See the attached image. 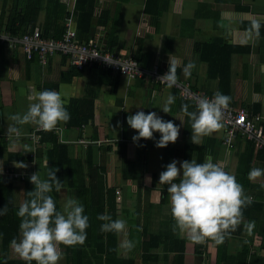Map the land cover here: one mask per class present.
<instances>
[{"label": "crops", "instance_id": "0c3cea01", "mask_svg": "<svg viewBox=\"0 0 264 264\" xmlns=\"http://www.w3.org/2000/svg\"><path fill=\"white\" fill-rule=\"evenodd\" d=\"M74 1L66 4L68 11L72 10ZM145 1L94 0L93 35L99 33L104 45L112 29L116 36L115 41L114 37L110 38L112 50L131 56L135 55L137 40L142 37L137 51L141 66L149 67L157 61L160 67L168 68L169 56L175 58L177 79L190 81L194 90L203 94L213 95L217 90L227 94L231 97L230 105L245 107L251 114L262 117L260 124L264 133V32L261 35L254 32L255 21L264 23V0H156L165 6L156 31L143 13ZM13 3L14 0H0V10L7 15ZM100 10L106 12L105 17L100 16L102 25L95 24ZM27 16H30L29 10ZM45 17L46 11L42 9L38 26ZM258 29L263 31L264 27ZM219 39V45L231 47H222L225 51L217 60L214 53ZM210 59L217 63L211 62L215 66L209 74ZM35 61H27L19 48H0V166L29 175L37 171L44 178L43 157L23 161L27 165L23 168L15 164L18 160L8 159L9 154L24 156L34 151L29 133L36 124L17 125L19 136L10 134L8 128L14 123L10 116L26 111L29 103L34 102L36 92L55 89L62 94L66 107H72L71 114L80 115L79 120L81 116H89L81 126L57 124L61 140L69 144V154L81 162L82 170L79 172L76 168L75 178L82 175L86 182L87 161H90L104 168L106 188L120 190L119 195H114L113 213L114 219L127 222V235L115 234L109 241V254L116 258L131 257L138 264H174L175 255L182 256L181 264H217L224 250L228 264H264V175L252 180L248 177L251 168H264V155L254 157L259 148L250 149V141L238 135L233 147L224 146L223 127L203 136L199 145L192 143L191 121L182 107L187 105L189 111H195V104L180 98L173 88L151 82L147 77L129 79L100 72L96 67L78 70L59 54L50 56L45 65ZM189 62L193 67L191 74L185 76L182 69ZM169 94L174 96V102L170 112L165 113L160 106ZM141 108L179 124L176 141L166 147H156L153 139L140 138L133 142L132 136L137 130L127 125L126 117ZM158 136L155 132L154 137ZM25 144L32 151H24ZM207 155L235 175L243 187L244 197L251 203L242 207L237 224L227 230L222 241L205 238L195 243L179 230H173L170 193L166 185L160 184L159 174L173 159L179 162L193 158L203 162ZM12 182H17L16 187L19 184L16 180ZM33 187L30 182V190ZM60 194L65 195L66 202L79 201L74 188L61 187L58 190L61 211L65 206L61 205ZM20 197L17 190L18 202ZM125 238L134 242L130 251L120 247ZM147 243L152 247L145 251ZM59 247L64 258L58 264H68L65 247L61 244ZM8 256L22 259L11 244Z\"/></svg>", "mask_w": 264, "mask_h": 264}, {"label": "clouds", "instance_id": "9594fccd", "mask_svg": "<svg viewBox=\"0 0 264 264\" xmlns=\"http://www.w3.org/2000/svg\"><path fill=\"white\" fill-rule=\"evenodd\" d=\"M254 24L258 29L260 21H255ZM100 49L113 51L104 48L103 37ZM20 50L27 59L33 53H37L33 52L28 57L22 48ZM54 54L60 55V52L54 51L46 54L44 62H40V56L37 55L38 63L47 64L49 57ZM103 58L108 61L106 57ZM67 63L79 69L70 61ZM137 63L140 65L138 61ZM153 64H157L160 69H168L159 78L167 81L169 87L175 83L178 66L175 58L169 56L168 68L160 67L157 61L145 68L149 69ZM192 67V62L183 67L182 71L185 76L191 74ZM147 78L151 81L149 77ZM32 99L34 102L29 103L26 111L10 116L14 122L8 128L10 134L19 136L20 130L17 125L25 123H35L44 130H51L59 122L70 120V112L59 91L42 89L36 92ZM230 99V96L217 90L211 98L198 97L195 111H189L187 105L182 107L191 121L190 140L192 143L199 145L203 136L223 126L222 110L228 106ZM173 102L174 96L169 94L160 108L163 112L169 113ZM126 122L132 129L137 130L132 136L133 142L139 141L140 138L153 139L156 147H166L169 142H175L179 135L180 125L172 120L164 119L155 111L146 113L141 108L134 114L128 115ZM155 132L159 133L158 138L154 137ZM23 150L32 151L27 144L24 145ZM15 164L18 167H27L23 161H16ZM2 171L0 167V172ZM56 171L55 167L49 168L46 178H42L37 171L32 173L29 180L34 187L27 192L28 198L20 202L16 210V215L21 218L20 236L19 239L13 237L11 246L13 251L25 261V264H32L33 261L35 264H58L63 257L60 244L66 246L83 244L87 237L89 217L84 211L83 203L71 199L66 202L63 211L57 210L56 201L50 195L53 186L57 190L61 189ZM262 175H264V168L261 167L251 168L248 173L250 180ZM147 179L150 180L151 177ZM159 182L161 185H166V191L170 193V212L174 220L173 230H179L187 239L195 243L202 242L205 238H213L217 242L222 241L227 230L237 224L242 207L251 203L244 197L243 187L235 175L222 167L220 163L214 162L211 155H207L203 162H197L193 158L179 162L176 159L171 160L160 172ZM6 211L7 204L0 207V216H3ZM97 219L104 221L100 225L102 232L123 233L126 237L127 222L124 219H112L107 212L98 213ZM134 246V242L127 238L120 243L121 248L129 251Z\"/></svg>", "mask_w": 264, "mask_h": 264}, {"label": "trees", "instance_id": "16d2710c", "mask_svg": "<svg viewBox=\"0 0 264 264\" xmlns=\"http://www.w3.org/2000/svg\"><path fill=\"white\" fill-rule=\"evenodd\" d=\"M69 0H29L24 2V0H14L12 9L10 13L5 15L3 9L0 10V33L5 34L8 39L0 40V48L7 47L9 49L21 48L23 45L19 41H14L13 39L20 38V35L26 32L28 35L32 34V30L35 27H39L41 30V36L45 38L63 39L68 33L67 39L69 42H77V44L88 45L89 40L92 38L96 40L99 37V33L93 35L95 30L94 20L95 17V2L94 0H75L72 10L68 11L66 9V4L68 5ZM166 1V0H165ZM22 2V3H20ZM164 4L156 2V0H146L143 13L147 16L149 24L153 25L154 31L157 29L158 19L161 12L165 9ZM45 9L47 17H45L40 22L38 26V14ZM29 10L30 16L26 18L27 12ZM106 16V12L100 10L99 17L96 19L95 24L102 25L104 22L100 19ZM25 19L28 22L25 23ZM260 27H264V23H260ZM255 35H261L263 31L254 27ZM112 29L107 34L108 39L104 42L105 49H113L112 41L110 38L116 36L113 35ZM92 35V36H91ZM48 38V39H50ZM142 37L137 40V48L134 58L138 61L140 57V44ZM111 41V42H110ZM217 42V50L214 53L215 59H219L220 53L225 51L226 47H231L228 45L220 44L221 40ZM100 49V46H99ZM101 50V49H100ZM104 50L103 52H105ZM60 56H62L66 61H69V54L62 53L59 50ZM137 53V54H136ZM37 53H33L27 61H37ZM35 61V62H36ZM211 62L217 63L214 60H208V71L212 70L213 66ZM86 67V66H84ZM89 67H96V64H91ZM100 72L110 73L108 69H100ZM207 71V73H208ZM220 79L222 78L221 75ZM194 90V87L191 86ZM174 90V89H173ZM175 91V90H174ZM177 93V91H175ZM189 101V100H188ZM74 102V101H73ZM192 102V101H191ZM193 103V102H192ZM69 111L72 107L68 108ZM76 111V109H75ZM69 121L64 122L65 127L70 126H81L86 122L89 116H81L77 114H71ZM83 119V120H82ZM1 132V127H0ZM40 138L37 141H33L29 138V142L34 146L33 152H28L24 156L19 154H9V160L18 161H33L35 158H44V178H46L47 171L51 167L57 169L56 176L60 187H66L67 189L74 188L77 191V197H79V202L84 204V211L89 217V227L86 229L87 237L83 244H76L72 246L63 245L67 251V263L68 264H136L137 261L131 257L126 258H116L114 255L109 254L108 246L109 241L114 239L115 232H102L100 230L101 223L104 221L97 219L98 213L107 212L110 214L111 218L114 219V208H115V190L113 188H106L104 183V168L101 164L94 165L90 161H87V179L86 182L81 175L79 179L74 176V171L76 168L81 172L82 166L81 162L77 161L76 158L71 157L69 154V144L61 140V131L58 126L51 130L39 131ZM250 144V145H249ZM248 147L253 149L254 144L249 142ZM255 148V147H254ZM260 150L254 155L261 157L264 155V146L259 148ZM251 153V151L249 152ZM249 162V161H248ZM264 162V161H263ZM12 173H20L17 178H8L0 176V207L7 204V211L3 216H0V264H25L22 259H12L8 256V248L11 244L13 237L19 239V223L20 217L16 215V210L20 202H22L27 197V192L30 191V180L29 174L22 171H17L13 168H8ZM17 180L19 182L18 186H14L12 181ZM86 184V187H85ZM17 190L20 191L21 197L20 202L17 200ZM84 190V191H83ZM50 195L56 201L57 210L61 211L60 203L58 201V190L53 186V190ZM82 199H84L82 201ZM154 237V236H152ZM152 247L150 243L145 245V251ZM224 251V250H223ZM222 251V259L217 261V264H228V260L225 259V254ZM112 253V252H111ZM104 255V256H103ZM182 256L175 255L173 257L174 264H181L180 259ZM178 259V260H177ZM35 264V261L32 262ZM138 264V263H137Z\"/></svg>", "mask_w": 264, "mask_h": 264}, {"label": "built area", "instance_id": "2783aa9c", "mask_svg": "<svg viewBox=\"0 0 264 264\" xmlns=\"http://www.w3.org/2000/svg\"><path fill=\"white\" fill-rule=\"evenodd\" d=\"M68 35H72V33L66 34L63 36V39H48L41 36V30L39 27H35L32 30V34L28 35L24 32L20 35V38L13 40H17L23 44L21 48L25 51L28 57H30L33 52H37L40 56V62L45 61L46 54L61 50L62 53L67 52L69 54L70 63L79 68L96 64L100 69L104 68L110 70V73L113 75H122L129 79L147 76L151 81L169 86L167 81L159 78L168 69H160L157 64H153L147 69L140 66L131 55H123L107 50L103 52L99 49L102 41V36L100 35L96 40L91 38L88 45L85 46L84 44H77L76 41L69 42L67 39ZM3 39H8V37L5 34L0 33V40L3 41ZM103 57H106L109 62L105 61ZM170 87L177 91L180 98L192 101L195 106L198 97L206 96L211 98L213 96L193 90L190 81L187 80L176 79L175 83ZM222 113L221 122L223 124L222 127L224 128L222 144L224 146L233 147V142L237 135L252 142L255 148H261L264 146V133L260 124L262 117L259 114H251L245 107L237 108L230 104L222 110ZM39 131H44V129L35 126L30 132L29 138L33 141H37L40 138ZM221 166L224 167V165ZM2 169L3 171L0 172L1 177L13 179L17 178L20 174L18 172L12 173L8 168L2 167ZM115 194L119 195L120 190L115 189Z\"/></svg>", "mask_w": 264, "mask_h": 264}, {"label": "water", "instance_id": "95a60500", "mask_svg": "<svg viewBox=\"0 0 264 264\" xmlns=\"http://www.w3.org/2000/svg\"><path fill=\"white\" fill-rule=\"evenodd\" d=\"M62 191L64 192L65 190L62 189ZM59 200H60V202H61V205H62V206H65V204H66V197H65L64 194H60V195H59Z\"/></svg>", "mask_w": 264, "mask_h": 264}, {"label": "rangeland", "instance_id": "374dc122", "mask_svg": "<svg viewBox=\"0 0 264 264\" xmlns=\"http://www.w3.org/2000/svg\"><path fill=\"white\" fill-rule=\"evenodd\" d=\"M20 3H22V2H20ZM88 66H86V67H81V68H79L78 70H81V69H83V68H87ZM17 181V180H16ZM12 183H14V182H12ZM17 184V182H15L14 183V185H16ZM64 258V257H63ZM63 261V260H62Z\"/></svg>", "mask_w": 264, "mask_h": 264}]
</instances>
